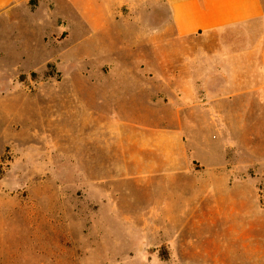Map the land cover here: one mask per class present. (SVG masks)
<instances>
[{
    "label": "rangeland",
    "instance_id": "obj_1",
    "mask_svg": "<svg viewBox=\"0 0 264 264\" xmlns=\"http://www.w3.org/2000/svg\"><path fill=\"white\" fill-rule=\"evenodd\" d=\"M146 2L121 10L109 38L59 0L0 15V264H264V98L247 96L241 118L236 79L212 130L228 149L202 153L227 179L95 180L96 81L156 87L165 62L198 80L241 63L260 83L263 23L173 40L168 9Z\"/></svg>",
    "mask_w": 264,
    "mask_h": 264
},
{
    "label": "crops",
    "instance_id": "obj_2",
    "mask_svg": "<svg viewBox=\"0 0 264 264\" xmlns=\"http://www.w3.org/2000/svg\"><path fill=\"white\" fill-rule=\"evenodd\" d=\"M28 1L0 0V15L13 16ZM59 1L79 15L85 27L88 25L87 31L107 38L115 24H125L118 17L125 7L131 11L140 4L149 7L148 0ZM161 4L168 9L173 40L252 21L264 24V0H161ZM260 36L264 39V34ZM138 39H142L141 34ZM159 39L165 42L167 38L162 34ZM260 52L256 73L260 83L253 87L245 80L247 74L241 71V63L237 77L230 76V70L216 67L210 80L180 77L177 66L172 68L163 62L156 87L149 81H96L92 94L93 167L100 176L95 180L227 179L228 167L223 160L209 166L202 153L213 157L214 151H224V136L214 138L212 130L214 121L230 118L231 79L237 80L241 118L247 96L264 98V45ZM158 53L164 56L165 50ZM243 54L239 53L240 62ZM219 75L221 82L216 79ZM101 170H109V175L103 178ZM113 170H118L117 176Z\"/></svg>",
    "mask_w": 264,
    "mask_h": 264
}]
</instances>
